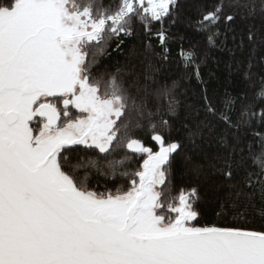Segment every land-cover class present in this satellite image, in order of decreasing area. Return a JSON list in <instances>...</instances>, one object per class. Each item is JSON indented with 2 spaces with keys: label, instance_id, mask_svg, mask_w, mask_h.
<instances>
[{
  "label": "snow or ice",
  "instance_id": "obj_1",
  "mask_svg": "<svg viewBox=\"0 0 264 264\" xmlns=\"http://www.w3.org/2000/svg\"><path fill=\"white\" fill-rule=\"evenodd\" d=\"M178 6V0H0V264H264V225L246 226L249 212L264 208V110L257 128L248 109L233 124L204 97L205 114L230 137L225 150L206 157L224 181L216 213L223 226H195L199 188L170 179L183 145L166 137L172 124L165 116L177 114V101L149 54L168 60L163 21ZM226 8L255 15L256 0H215L198 9L191 25L212 47L221 23L236 19ZM154 23L161 25L156 31ZM137 26L147 38L140 59L100 68L108 42L115 37L113 52L120 53L121 34L133 35ZM247 39H257L253 28ZM179 55L199 80L195 47ZM257 96L264 99V79ZM233 104L224 101L225 109ZM140 131L158 150L146 146ZM202 131L197 126L189 136ZM245 138L253 142L247 150ZM77 146L98 155L66 154ZM133 155L142 160L135 171ZM100 178L125 184L113 191Z\"/></svg>",
  "mask_w": 264,
  "mask_h": 264
},
{
  "label": "trees",
  "instance_id": "obj_2",
  "mask_svg": "<svg viewBox=\"0 0 264 264\" xmlns=\"http://www.w3.org/2000/svg\"><path fill=\"white\" fill-rule=\"evenodd\" d=\"M105 5L114 3L115 0H102ZM215 0H178L179 6L173 14L166 17L163 26L169 35L168 60L165 62L160 56L150 53L152 63L159 69L156 73L161 84H167L172 89V94L177 101V114L165 116L172 124L170 132L166 133L168 139L181 141L182 148L172 158V172L170 179L177 186H196L199 188L200 201L197 205L201 216L192 223L195 226L206 224H217L223 226L226 221L223 215L218 216L217 201L223 196L222 184L224 181L219 174H214L207 166L206 157L217 154V151L225 150L230 140L228 130L217 117L206 115L205 95L208 101L217 109L227 112L232 118L233 124L240 120L244 109L254 112L250 123L257 128L260 113L264 110V99L257 96L260 81L264 79V15L259 12V0H256V14L247 15V9H227L236 14V19L231 24L220 26L221 36L215 47L206 43L205 35L198 33L191 25L198 13V9L204 5H211ZM246 0H241V3ZM243 17V18H242ZM161 27L160 23H154L153 31ZM249 28L257 33V39L249 42L247 33ZM120 53H114L113 49L118 42L113 37L107 45L110 55L98 57L100 68L108 66L110 70L124 64L125 59L137 62L140 54L144 52L146 36L140 26L136 27L135 34L124 36ZM154 53H160L158 41L152 40ZM195 47L198 55L200 79L197 80L193 68L185 69L179 52L181 48L188 50ZM131 81V77H127ZM230 97L234 104L231 109H225L224 101ZM247 120L248 117L245 116ZM211 124L212 131L209 132L207 125ZM187 125V128L184 127ZM199 126L203 131L201 135L189 136V130L196 131ZM147 126L145 125V128ZM264 131V128L259 129ZM140 136L145 139L146 146L158 150V145L150 140L145 131H140ZM225 137L226 143L220 144L219 138ZM250 138H245L242 147L248 149ZM258 141L255 142V151H259ZM77 147L72 153H66L76 158L83 156L96 157L98 151H82ZM125 150L113 154L115 159H120ZM113 157H108L109 159ZM142 163L139 156L133 155L129 170L135 171ZM92 183H95L93 179ZM101 185L107 183V187L113 191L118 186L124 185L123 179L117 178L113 181H105L100 178ZM101 191L104 189L101 188ZM264 225V208L257 206L249 212L246 218V226L260 230ZM236 226H240L239 223Z\"/></svg>",
  "mask_w": 264,
  "mask_h": 264
},
{
  "label": "flooded vegetation",
  "instance_id": "obj_3",
  "mask_svg": "<svg viewBox=\"0 0 264 264\" xmlns=\"http://www.w3.org/2000/svg\"><path fill=\"white\" fill-rule=\"evenodd\" d=\"M72 112H73V115H75V114H76V112H75V110H74V109L72 110ZM37 119H39V118H37ZM77 147H82V146H77ZM77 147H76V148H77Z\"/></svg>",
  "mask_w": 264,
  "mask_h": 264
},
{
  "label": "rangeland",
  "instance_id": "obj_4",
  "mask_svg": "<svg viewBox=\"0 0 264 264\" xmlns=\"http://www.w3.org/2000/svg\"><path fill=\"white\" fill-rule=\"evenodd\" d=\"M35 126V125H34Z\"/></svg>",
  "mask_w": 264,
  "mask_h": 264
}]
</instances>
